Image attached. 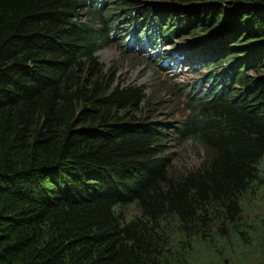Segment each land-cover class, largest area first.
I'll use <instances>...</instances> for the list:
<instances>
[{"label":"trees","instance_id":"1","mask_svg":"<svg viewBox=\"0 0 264 264\" xmlns=\"http://www.w3.org/2000/svg\"><path fill=\"white\" fill-rule=\"evenodd\" d=\"M194 1L0 0V264H173L168 231H243L264 187V0ZM183 36L210 39L192 83L209 86L173 87L178 125L94 54L117 42L161 68ZM171 140L201 165L176 167Z\"/></svg>","mask_w":264,"mask_h":264},{"label":"rangeland","instance_id":"2","mask_svg":"<svg viewBox=\"0 0 264 264\" xmlns=\"http://www.w3.org/2000/svg\"><path fill=\"white\" fill-rule=\"evenodd\" d=\"M135 1L171 4V0ZM198 3L202 1L195 0L193 5ZM183 37L184 39L177 40L171 50L184 46L186 37ZM206 46L209 44L206 43ZM94 54L103 65L104 71L109 70L110 73L117 71V82L142 88L148 102L156 101L155 111L150 114L157 119L154 122L167 121L172 125H178L189 114L183 102L185 94L178 95L172 90L174 86L181 85L183 93H186V86L202 76V72L194 71L193 65H186L190 59L184 63L181 61L175 63L172 51H169L166 55L170 65L160 68L151 63L149 58H144L147 57L145 54L137 51V56L125 52L117 42L96 50ZM180 55L183 58L184 54ZM172 130L170 126L167 131L172 134L173 132H170ZM165 144L172 147L170 153H175L172 163L180 170L186 172L201 165L203 151L191 141L181 147L173 140ZM261 176L264 178V162L261 166ZM242 207L243 214L238 227L243 231L227 227L228 231H212L204 238L202 236L192 238L179 231H168L170 245L167 250L169 257L173 258V264H264V187L256 185L250 193L245 194L242 197ZM128 212L130 215L135 214V206H129ZM242 235L245 236L246 242L242 240Z\"/></svg>","mask_w":264,"mask_h":264},{"label":"clouds","instance_id":"3","mask_svg":"<svg viewBox=\"0 0 264 264\" xmlns=\"http://www.w3.org/2000/svg\"><path fill=\"white\" fill-rule=\"evenodd\" d=\"M209 38H205V40H208ZM201 42H203V41H201ZM201 42L200 43H198V44H201ZM184 44H185V42H184ZM205 48V47H204Z\"/></svg>","mask_w":264,"mask_h":264},{"label":"bare ground","instance_id":"4","mask_svg":"<svg viewBox=\"0 0 264 264\" xmlns=\"http://www.w3.org/2000/svg\"><path fill=\"white\" fill-rule=\"evenodd\" d=\"M207 44H209V43H207ZM191 56H194V55H190V57H191Z\"/></svg>","mask_w":264,"mask_h":264}]
</instances>
